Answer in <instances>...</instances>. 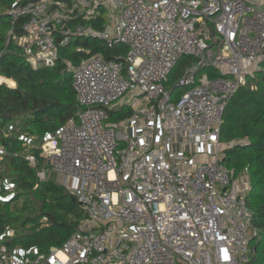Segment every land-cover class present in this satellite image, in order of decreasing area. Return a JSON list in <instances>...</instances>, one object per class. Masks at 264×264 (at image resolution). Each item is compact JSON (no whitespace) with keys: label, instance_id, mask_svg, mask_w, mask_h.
Listing matches in <instances>:
<instances>
[{"label":"built area","instance_id":"built-area-1","mask_svg":"<svg viewBox=\"0 0 264 264\" xmlns=\"http://www.w3.org/2000/svg\"><path fill=\"white\" fill-rule=\"evenodd\" d=\"M263 6L264 0L15 6L14 18L27 21L13 39L34 68L55 65L76 37L109 48L122 43L128 53L70 65L82 110L37 142L86 214L77 232L62 248L41 253L7 244L17 234L7 226L0 233V264H253L250 242L258 231L246 199L250 184L223 162L224 150L237 143L224 146L220 132L229 102L264 60ZM101 8L103 29L67 22L73 15L94 20ZM183 57L191 62L169 90ZM179 87L186 92L176 95ZM126 96L130 114L109 121V111H118ZM26 160L37 165L34 156ZM51 176L38 171L41 182ZM13 189L11 179L0 178V203Z\"/></svg>","mask_w":264,"mask_h":264},{"label":"trees","instance_id":"trees-1","mask_svg":"<svg viewBox=\"0 0 264 264\" xmlns=\"http://www.w3.org/2000/svg\"><path fill=\"white\" fill-rule=\"evenodd\" d=\"M29 1L38 0H0V178H9L14 184L11 198L0 203V233L7 226L13 227L17 234L7 244L48 253L51 247L62 248L69 241L86 214L60 182L53 177L39 180L38 171L50 165L37 142L77 119L82 110L69 66L76 67L97 54L106 60H119L127 55L128 48L122 43L109 48L102 41L76 37L60 49L55 65L34 68L13 39L23 34L27 21L26 17L15 19L13 10ZM101 12L94 20L73 15L67 22L103 29L106 17L104 9ZM190 62L189 57L180 60L170 76L169 90L177 85ZM109 114V121L115 122L130 111L110 110ZM240 139L248 141L239 143ZM29 140L33 142L28 144ZM220 142L237 143L224 150L223 162L237 176L248 177L246 199L253 213L251 227L258 231L250 242L251 262L264 264V60L229 102ZM28 156L36 158V166L26 160Z\"/></svg>","mask_w":264,"mask_h":264},{"label":"rangeland","instance_id":"rangeland-1","mask_svg":"<svg viewBox=\"0 0 264 264\" xmlns=\"http://www.w3.org/2000/svg\"><path fill=\"white\" fill-rule=\"evenodd\" d=\"M264 8V6L263 7H261L260 9H263ZM102 9V8H101ZM104 15H106V11H104ZM109 25H110V28H112V24L111 23H109ZM73 51L76 49L75 47H72L71 48ZM16 84V83H15ZM9 85V84H8ZM15 86V85H14ZM184 92H186V90H185V88H182V87H179V88H177V90L175 91V94L176 95H180V94H182V93H184ZM128 98H129V96H126L125 97V99H124V101H119V106H120V110H123V109H127L128 111L130 110V107H131V104L127 101L128 100ZM10 129L12 128L11 126L9 127ZM224 146L226 145V144H223ZM47 170V172L48 173H50L51 172V177H53L56 181H58V182H60L61 181V176H59L58 174H56L54 171L52 172V169L50 168V166L46 169ZM61 183V182H60Z\"/></svg>","mask_w":264,"mask_h":264},{"label":"water","instance_id":"water-1","mask_svg":"<svg viewBox=\"0 0 264 264\" xmlns=\"http://www.w3.org/2000/svg\"><path fill=\"white\" fill-rule=\"evenodd\" d=\"M262 62V61H261Z\"/></svg>","mask_w":264,"mask_h":264}]
</instances>
